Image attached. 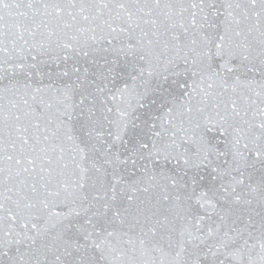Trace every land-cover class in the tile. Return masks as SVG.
Returning <instances> with one entry per match:
<instances>
[{"label":"snow or ice","instance_id":"6c2138e0","mask_svg":"<svg viewBox=\"0 0 264 264\" xmlns=\"http://www.w3.org/2000/svg\"><path fill=\"white\" fill-rule=\"evenodd\" d=\"M0 264H264V0H0Z\"/></svg>","mask_w":264,"mask_h":264}]
</instances>
